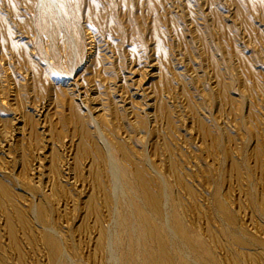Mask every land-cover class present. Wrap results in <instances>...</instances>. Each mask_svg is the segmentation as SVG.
Listing matches in <instances>:
<instances>
[{
	"label": "rangeland",
	"instance_id": "obj_1",
	"mask_svg": "<svg viewBox=\"0 0 264 264\" xmlns=\"http://www.w3.org/2000/svg\"><path fill=\"white\" fill-rule=\"evenodd\" d=\"M39 2L0 0V264H264V0Z\"/></svg>",
	"mask_w": 264,
	"mask_h": 264
},
{
	"label": "bare ground",
	"instance_id": "obj_2",
	"mask_svg": "<svg viewBox=\"0 0 264 264\" xmlns=\"http://www.w3.org/2000/svg\"><path fill=\"white\" fill-rule=\"evenodd\" d=\"M40 0H38V6L40 5V2H39ZM71 39H72V37H71ZM90 40V39H89ZM72 46H73V50H74V52L76 53V51H77V47H76V45H75V42H74V40L72 39ZM50 63V62H49ZM47 65L48 66H50L48 63H47ZM73 74V73H72ZM65 78V77H64ZM70 81V80H69ZM68 81V82H69ZM79 104L81 105V107H82V109H83V111L86 113V115L88 116V118H90L91 119V121H92V123L95 125V127H96V130H97V132H98V134H99V137H98V140L100 139V145L102 144L103 145V147H104V149H105V151H106V154H107V156H108V159H109V162H110V165H111V168H112V182H113V191H114V195L115 196H118V193H119V191H122V185H121V183H120V178L118 177V175H120L118 172H120L118 169H117V165H116V163H115V161H114V159H113V157H112V155H111V152H110V142H108L107 140H106V137H104V135L102 134L103 132H101V130H100V126H99V123L97 122V120L93 117V115H92V112L87 108V106L86 105H84L83 103H82V101H79ZM90 119H89V121H90ZM97 134V133H96ZM98 136V135H97ZM101 147V146H100ZM103 147H102V149H103ZM120 169V168H119ZM110 171V172H111ZM121 177H123V176H121ZM111 178V177H110ZM112 191V190H111ZM127 198H128V196H127ZM123 200H124V198H123Z\"/></svg>",
	"mask_w": 264,
	"mask_h": 264
}]
</instances>
